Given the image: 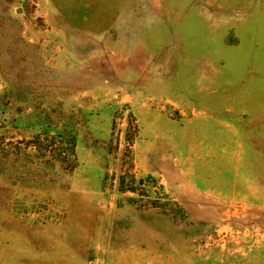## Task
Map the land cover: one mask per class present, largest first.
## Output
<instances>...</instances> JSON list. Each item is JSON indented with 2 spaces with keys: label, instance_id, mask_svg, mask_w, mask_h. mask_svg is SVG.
Wrapping results in <instances>:
<instances>
[{
  "label": "rangeland",
  "instance_id": "374dc122",
  "mask_svg": "<svg viewBox=\"0 0 264 264\" xmlns=\"http://www.w3.org/2000/svg\"><path fill=\"white\" fill-rule=\"evenodd\" d=\"M0 264H264V0H0Z\"/></svg>",
  "mask_w": 264,
  "mask_h": 264
}]
</instances>
